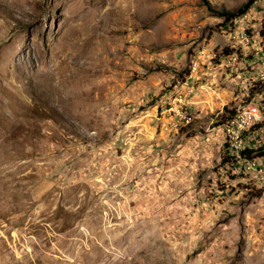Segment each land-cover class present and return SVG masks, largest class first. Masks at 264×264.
<instances>
[{
	"label": "rangeland",
	"instance_id": "obj_1",
	"mask_svg": "<svg viewBox=\"0 0 264 264\" xmlns=\"http://www.w3.org/2000/svg\"><path fill=\"white\" fill-rule=\"evenodd\" d=\"M260 129L264 0H0V264H264Z\"/></svg>",
	"mask_w": 264,
	"mask_h": 264
},
{
	"label": "built area",
	"instance_id": "obj_2",
	"mask_svg": "<svg viewBox=\"0 0 264 264\" xmlns=\"http://www.w3.org/2000/svg\"><path fill=\"white\" fill-rule=\"evenodd\" d=\"M245 109L248 110V112H252V119H255V112L256 110H251L246 108V106L244 107ZM249 122L250 120H242L241 123H234V129H233V133H237V141L240 138V132L242 129H247L249 127ZM260 133H264V129H260ZM249 143H253L254 144V157L252 158H245L244 157V151H239V146H238V153H240L242 155V157L244 159H254L255 162L258 163V171H259V175L262 176L263 181H264V159H258L257 157V149H262L264 148V144H259V143H255L254 141H250Z\"/></svg>",
	"mask_w": 264,
	"mask_h": 264
},
{
	"label": "trees",
	"instance_id": "obj_3",
	"mask_svg": "<svg viewBox=\"0 0 264 264\" xmlns=\"http://www.w3.org/2000/svg\"><path fill=\"white\" fill-rule=\"evenodd\" d=\"M207 5H208L210 10L217 12L219 15L226 16L229 19H235L237 17V15L243 14L246 11V9L248 8V5L246 4V5H244L243 8L239 9L238 11L237 10L236 11H228V10L218 11V10L214 9L209 2H207Z\"/></svg>",
	"mask_w": 264,
	"mask_h": 264
},
{
	"label": "bare ground",
	"instance_id": "obj_4",
	"mask_svg": "<svg viewBox=\"0 0 264 264\" xmlns=\"http://www.w3.org/2000/svg\"><path fill=\"white\" fill-rule=\"evenodd\" d=\"M249 109L256 110L254 107H250ZM251 114H252V112H248V110H246L244 113H242V114H240L238 116H240L241 121H242V120H247V115H249L250 116L249 120H250V119H252V115ZM257 114L258 113H257V110H256L254 115H255V118L259 119V116Z\"/></svg>",
	"mask_w": 264,
	"mask_h": 264
}]
</instances>
